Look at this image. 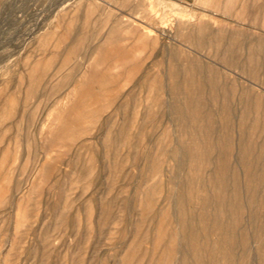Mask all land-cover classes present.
I'll return each mask as SVG.
<instances>
[{
    "label": "rangeland",
    "instance_id": "rangeland-1",
    "mask_svg": "<svg viewBox=\"0 0 264 264\" xmlns=\"http://www.w3.org/2000/svg\"><path fill=\"white\" fill-rule=\"evenodd\" d=\"M0 264H264V0H0Z\"/></svg>",
    "mask_w": 264,
    "mask_h": 264
}]
</instances>
